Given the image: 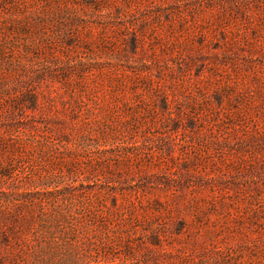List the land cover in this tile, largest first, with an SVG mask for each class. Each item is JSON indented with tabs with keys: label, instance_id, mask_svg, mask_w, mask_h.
I'll use <instances>...</instances> for the list:
<instances>
[{
	"label": "rangeland",
	"instance_id": "obj_1",
	"mask_svg": "<svg viewBox=\"0 0 264 264\" xmlns=\"http://www.w3.org/2000/svg\"><path fill=\"white\" fill-rule=\"evenodd\" d=\"M0 264H264V0H0Z\"/></svg>",
	"mask_w": 264,
	"mask_h": 264
}]
</instances>
